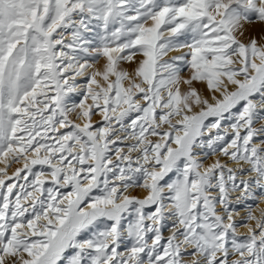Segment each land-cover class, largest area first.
<instances>
[{"label": "snow or ice", "instance_id": "snow-or-ice-1", "mask_svg": "<svg viewBox=\"0 0 264 264\" xmlns=\"http://www.w3.org/2000/svg\"><path fill=\"white\" fill-rule=\"evenodd\" d=\"M257 23L264 0H0V264H264Z\"/></svg>", "mask_w": 264, "mask_h": 264}, {"label": "rangeland", "instance_id": "rangeland-1", "mask_svg": "<svg viewBox=\"0 0 264 264\" xmlns=\"http://www.w3.org/2000/svg\"><path fill=\"white\" fill-rule=\"evenodd\" d=\"M262 28H264V25H260V24L257 23V24L252 25L251 28L249 29V31H250L251 34H254V35H256L257 37H259ZM173 54H176V53H171L170 55H173ZM101 63H102V61H101ZM182 75H187V69L184 70V72L182 73ZM198 87H201V88H202V85H200V86L198 85ZM94 119L98 120L99 117H95ZM13 166H14V167H12L11 169H9L10 172H11V171H14V169H15V167H16V165H13ZM36 170H37V171L40 170L39 166H36ZM45 171L47 172L48 169L45 168ZM22 175H23V174H22ZM31 178H32V177H29V179H31ZM18 183L22 184V183H24V181H23V180H20L19 182L17 181V184H18ZM62 191H70V189H63ZM136 191H138V190H134V192H136ZM165 235H167V231L165 232Z\"/></svg>", "mask_w": 264, "mask_h": 264}, {"label": "bare ground", "instance_id": "bare-ground-1", "mask_svg": "<svg viewBox=\"0 0 264 264\" xmlns=\"http://www.w3.org/2000/svg\"><path fill=\"white\" fill-rule=\"evenodd\" d=\"M200 86V85H199ZM203 87V86H202ZM14 167V166H13ZM19 182V181H18ZM18 184H20V183H18ZM133 194L134 195H142V191L141 190H138V191H136V192H134L133 191ZM261 207H264V204H261ZM242 231H243V229H241Z\"/></svg>", "mask_w": 264, "mask_h": 264}]
</instances>
